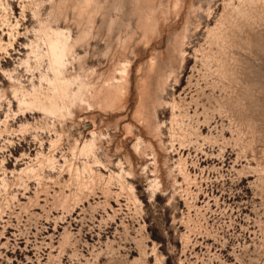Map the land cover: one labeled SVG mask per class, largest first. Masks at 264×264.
I'll return each instance as SVG.
<instances>
[{"label": "rangeland", "instance_id": "1", "mask_svg": "<svg viewBox=\"0 0 264 264\" xmlns=\"http://www.w3.org/2000/svg\"><path fill=\"white\" fill-rule=\"evenodd\" d=\"M0 264H264V0H0Z\"/></svg>", "mask_w": 264, "mask_h": 264}, {"label": "bare ground", "instance_id": "2", "mask_svg": "<svg viewBox=\"0 0 264 264\" xmlns=\"http://www.w3.org/2000/svg\"><path fill=\"white\" fill-rule=\"evenodd\" d=\"M50 48H51V53H52V55H54L55 57H56V59H57V57H58V54H57V51L59 50L58 49V47H57V44H56V41H53V42H50ZM60 52H59V54H61L62 52H61V50H59ZM63 87V86H62ZM52 107V106H51ZM50 111V110H49ZM52 111V110H51Z\"/></svg>", "mask_w": 264, "mask_h": 264}]
</instances>
